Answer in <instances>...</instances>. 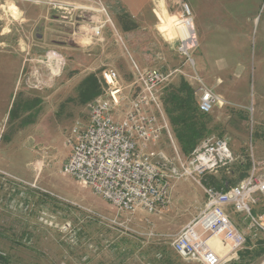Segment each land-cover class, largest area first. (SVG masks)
I'll return each instance as SVG.
<instances>
[{
  "label": "rangeland",
  "instance_id": "374dc122",
  "mask_svg": "<svg viewBox=\"0 0 264 264\" xmlns=\"http://www.w3.org/2000/svg\"><path fill=\"white\" fill-rule=\"evenodd\" d=\"M117 4L0 0V32L21 33L13 41L17 46L27 43L32 61L20 79L10 116L1 119L0 264H198L179 256L172 243L201 215L205 188H231L253 167L264 168V0H150L141 15L146 21L139 24L121 6V12H114L111 7ZM186 10L196 27L197 44L190 51L195 67L180 52L179 36H168L164 27L179 22ZM107 34L115 41L104 48L99 38ZM208 39L215 41L217 51L207 48L205 57L202 43ZM230 50L232 54L224 55ZM47 56L54 58L50 65ZM136 67L174 73L161 101L167 123L170 93L186 82L195 92V72H201L220 104L197 118L203 123L198 145L209 138L224 139L236 158L197 181L170 179L166 203L154 214H119L63 174L72 128L88 124L91 106L107 97L103 71L114 69L120 76L124 100L115 113L124 117L141 91ZM35 72L37 78L29 76ZM169 132L161 137L163 148L151 145L148 151L157 162L164 153L175 166L173 146L179 145ZM180 155L184 161L191 153ZM263 258L264 252L256 250L251 262L242 264H261Z\"/></svg>",
  "mask_w": 264,
  "mask_h": 264
},
{
  "label": "built area",
  "instance_id": "2783aa9c",
  "mask_svg": "<svg viewBox=\"0 0 264 264\" xmlns=\"http://www.w3.org/2000/svg\"><path fill=\"white\" fill-rule=\"evenodd\" d=\"M189 15L186 10L179 22L191 20L193 23ZM180 41V52L195 67L190 51L197 44L196 38L194 43ZM136 73V84L141 91L131 101L125 116L120 117L119 112L115 113L124 100L119 75L113 69L103 71L107 97L91 106L88 124L72 128L67 140L71 154L63 174L90 188L118 213L132 214L141 210L154 214L166 203L170 179L197 181L229 167L236 158L228 141L209 138L184 161L174 146L179 165H172L162 152L158 154L161 162L155 161L154 154L148 150L169 130L161 101L174 73L166 74L157 69L141 71L137 67ZM195 74L198 108L208 115L220 104V99L199 74ZM205 194L207 200L201 215L175 237L172 247L179 256L198 264H229L248 249L250 239L264 235V210L256 211L264 208V168L253 167L244 180L231 188H205ZM230 208L244 216L246 230L234 223ZM217 245L228 248L225 255L216 250Z\"/></svg>",
  "mask_w": 264,
  "mask_h": 264
},
{
  "label": "crops",
  "instance_id": "0c3cea01",
  "mask_svg": "<svg viewBox=\"0 0 264 264\" xmlns=\"http://www.w3.org/2000/svg\"><path fill=\"white\" fill-rule=\"evenodd\" d=\"M149 1L150 0H110V2H112V3L115 2V4H117V3L119 4V5L117 4L118 6L116 5L115 8L111 7L114 12H121V8L124 9L125 12L128 15H130L132 21L135 24H139L142 21H146V19L143 20L141 18V15L144 12H146V10L149 8V4H148ZM120 6H121V8H120ZM225 6H226V4L224 6H222V8ZM148 12H149V10H148ZM217 12H219V11H217ZM24 21H25V23H27L30 20H28V18L26 17V19ZM14 30H15V28H14ZM122 30H123V32L125 31L124 28H122ZM18 34H21V33L17 32V31L13 32L11 30L0 32V126H1V119H4V118L10 116L14 102L18 96V92H19L20 87L22 85V83L20 82V79L23 78V76L25 74L29 73V70H27V69H30V67L32 65V64H30V63H32V61H31V59H29V54L31 53V51H30V47L27 45V43L26 42H20V46H17V45H15V42L13 41V39L16 38V36ZM109 35L107 34V35H104L101 38H99V42L104 41L103 42L104 48H105V45L107 43H108V45L113 43L114 39L112 37H110ZM18 38L20 39L21 37H18ZM200 38L202 40L207 39V37L202 36V34H200ZM214 42L215 41L210 43L209 39H208L207 43H205V42L202 43V44H204V47L206 48V49L202 50L203 55H205V57H206V55H209V52H207V48L212 47L211 48L212 51L213 50L217 51V49L214 47L216 45V44H214ZM104 53H105V50H104ZM225 54H232L231 50L228 52L225 51L224 55ZM58 56L59 55H56L57 58H58ZM57 58H56V61L59 62L60 60ZM46 59H47L46 60L47 63H49L48 65H50L54 62V60H53L54 58H52L50 56L49 57L47 56ZM107 64H114V62H107ZM201 64H202V62H201ZM116 67L120 70V68L118 66H116ZM150 70H154V69H150ZM142 71H147V70H142ZM199 72H200V70H199ZM200 74H201V72H200ZM36 75H37V72L29 74V76H31L33 78H37ZM37 80H39V79H37ZM119 80H120V76H119ZM120 82H121V80H120ZM195 99H196V97H195ZM196 102L198 105V99H196ZM200 113L199 112L195 113V114L192 113L191 116H196L197 118H200V116H201ZM168 121H169V118H168ZM168 124H169V130H170V133L172 136V140H173V142H176V144L179 145V146H176V148H177L178 152L180 153V151H183L182 147L180 146V144L178 143V141L174 135V131H173L172 125L170 124V121ZM151 147H153V146H151ZM155 147H157L156 149L163 148V146H161L160 142ZM197 147L198 146H196V148ZM173 148H174V146H173ZM69 157H70V155H69ZM222 190H225V189H222ZM206 200H207V196H206ZM205 204H206V202H205ZM261 210H264V208L260 207V208L256 209L257 212H259ZM229 212H230V215L233 214V215L238 217L237 221H234V219H232L234 221V223L241 230H246L247 221L244 220V216L236 214L231 208L229 209ZM119 214H122V213H119ZM217 249L221 250V253L225 255L227 252L225 249H228V248L217 245L216 250ZM256 250H258L260 252H264V236L262 234L258 235L254 239H250L248 242V249L243 251L241 253V255L239 256V259L232 261V263L233 264H242L243 262H251L250 261L251 256L254 255V252Z\"/></svg>",
  "mask_w": 264,
  "mask_h": 264
},
{
  "label": "trees",
  "instance_id": "16d2710c",
  "mask_svg": "<svg viewBox=\"0 0 264 264\" xmlns=\"http://www.w3.org/2000/svg\"><path fill=\"white\" fill-rule=\"evenodd\" d=\"M169 98L168 105L172 107L167 110L170 124L182 150L190 154L203 136V123L198 122L196 116H191L192 113H200L194 92L188 82H186L182 84L181 89L177 93H170ZM200 114V118L205 115ZM199 126L200 128H198Z\"/></svg>",
  "mask_w": 264,
  "mask_h": 264
},
{
  "label": "bare ground",
  "instance_id": "6f19581e",
  "mask_svg": "<svg viewBox=\"0 0 264 264\" xmlns=\"http://www.w3.org/2000/svg\"><path fill=\"white\" fill-rule=\"evenodd\" d=\"M167 25H169V26H167ZM167 25L164 26V27H166L165 31L167 32L166 34H168V36H170L169 33L172 32V34H175L176 36H179V38L181 40H183V41H189L190 43H194L195 42L194 22L192 23L191 20H185V21L177 22V23H173V24L170 23V24H167ZM163 28L161 30L164 31Z\"/></svg>",
  "mask_w": 264,
  "mask_h": 264
}]
</instances>
